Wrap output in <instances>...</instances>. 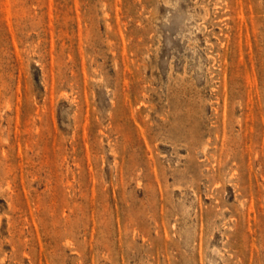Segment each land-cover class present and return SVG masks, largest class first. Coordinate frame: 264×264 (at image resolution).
Returning a JSON list of instances; mask_svg holds the SVG:
<instances>
[{"label":"rangeland","instance_id":"obj_1","mask_svg":"<svg viewBox=\"0 0 264 264\" xmlns=\"http://www.w3.org/2000/svg\"><path fill=\"white\" fill-rule=\"evenodd\" d=\"M0 264H264V0H0Z\"/></svg>","mask_w":264,"mask_h":264}]
</instances>
